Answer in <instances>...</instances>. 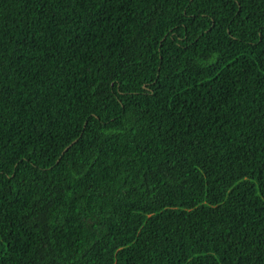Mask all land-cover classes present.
<instances>
[{"label": "trees", "instance_id": "obj_1", "mask_svg": "<svg viewBox=\"0 0 264 264\" xmlns=\"http://www.w3.org/2000/svg\"><path fill=\"white\" fill-rule=\"evenodd\" d=\"M0 264H264V0H0Z\"/></svg>", "mask_w": 264, "mask_h": 264}]
</instances>
